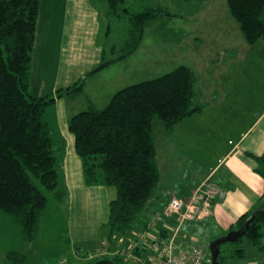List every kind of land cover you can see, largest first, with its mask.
<instances>
[{"label": "trees", "instance_id": "obj_1", "mask_svg": "<svg viewBox=\"0 0 264 264\" xmlns=\"http://www.w3.org/2000/svg\"><path fill=\"white\" fill-rule=\"evenodd\" d=\"M91 1L106 18V38L110 39L113 26L122 29L123 36L109 51L107 45L102 48L101 61L89 76L136 52L149 22L175 16L160 6L134 13L127 6L128 0ZM226 5L247 45L264 40V0H226ZM39 7V0H0V212L19 222L28 244L38 235V223L47 205L46 196L38 186L51 192L60 204L67 198L59 186V163L44 113L58 99L85 95L84 79L58 89L54 95L32 93V55ZM195 80L191 68L179 66L158 78L117 91L103 109L95 108L87 98L89 107L68 121L85 185L116 189L102 228L109 254L94 259L91 264H145L149 248L155 251L156 243L169 242L173 230L159 228L160 232L153 233L152 226L157 225H151L150 207L161 179L153 121H161L168 132L182 120L201 112L203 107L193 104ZM252 158L257 163L255 172L264 182V153ZM260 203L246 234L236 242L244 238L247 246L264 258V185ZM252 213L241 215L228 232L240 229ZM193 225L190 227L194 228ZM131 231L135 235L127 246L112 248L118 237ZM193 235L196 238L200 233L195 230ZM141 236L145 239H140ZM194 244L192 241L185 246ZM245 253V248H236L223 257L220 247L219 263L243 259ZM7 259L10 264H22L24 253L10 252Z\"/></svg>", "mask_w": 264, "mask_h": 264}, {"label": "rangeland", "instance_id": "obj_2", "mask_svg": "<svg viewBox=\"0 0 264 264\" xmlns=\"http://www.w3.org/2000/svg\"><path fill=\"white\" fill-rule=\"evenodd\" d=\"M39 1L31 81L33 82V76L35 80H42L41 91L44 96H48L54 95L52 87L54 85L53 78L58 72L56 65L60 56L59 43L66 46L65 38L63 41L61 38L64 23H67L70 33L67 38L68 45L70 44L69 47L73 48L80 40V37L73 33L79 25L76 21L78 15L84 19L86 30L95 27V20L88 13L73 15L68 9L69 15L64 21V6L61 3L60 6L56 4V1L60 0ZM91 3L93 5L92 1ZM127 6L134 13L141 12L146 7L160 6L175 16H165L149 22L136 52L89 76V72L101 61L102 48L107 45L109 51L123 36V30H116L118 26L116 29L113 26L114 31L112 30L110 39L106 38L104 33L107 25L106 18L93 5L95 14L98 15L96 25H99L96 44L94 39L93 42L99 48V58L96 62L88 64L87 70H75L77 73L84 71L80 77L87 81L84 86L85 95H80L75 99L67 96L64 101H58L47 108L44 120L49 126L51 136L56 135L54 132L56 125L64 126V134L72 136L66 126L64 116L65 114L72 116L87 109L89 107L87 98L95 108L103 109L117 91L129 85L158 78L179 66L190 67L193 70L196 77L193 104L208 108V115L217 112L216 107L219 106L220 96L225 91L223 89L230 88L231 80L235 79V85L232 86L233 88L231 87L232 92H235V88H237L240 93L261 96L264 94V52L259 49L262 45L261 41L253 46L244 42L238 24L228 13L226 0H144L143 2L128 0ZM96 29H98L97 26ZM90 56L91 53H89ZM253 60L258 64L257 69L251 63ZM228 62L230 66L228 70H225V65ZM252 79L254 80L252 81ZM258 80L262 82L256 83ZM55 87L59 86L55 85ZM190 118H186L184 123L177 124L168 132L165 131L161 121L158 119L153 121L156 156L164 176L154 194L162 189L164 196L178 197V188L185 187L187 184L191 185L193 181L196 184L199 178L207 173L209 168L207 164L214 161L219 152V148L215 146L216 141L219 142V140L213 141L212 139L218 134L195 133L197 129H194L197 127L193 125L194 121L189 123ZM200 121L203 124V120ZM191 129L192 132L194 130L193 133H190ZM55 144V154L59 157ZM71 150L74 149L71 147ZM177 154L180 156V163L178 167H174L172 160ZM188 161L193 162L188 163ZM38 187L47 199L46 208L38 223V235L34 243L24 242L19 222L12 216L3 215L10 218L7 217L5 223L0 224V264H10L7 255L10 252L18 251L24 253L22 264H91L94 259L109 254L108 249L104 246L106 238L101 229L103 208L98 205V202H95L96 205L93 204L92 208H79L78 203H75L79 190L76 192V188H74L75 198L72 203L75 212L71 214V209L67 205L62 207L51 192ZM105 188L109 191L108 199L113 200L116 196V189L114 187ZM96 200L100 202L99 198ZM108 210L107 206L106 211L108 212ZM156 214L161 215L157 220L155 219ZM162 215L172 220L174 218L165 215L164 207L159 208L151 216V225L160 221ZM102 221L105 223L106 219L103 218ZM152 227L153 233L159 232L156 227ZM201 229L203 231H200V235L196 238L190 235L188 237L186 231L181 232L177 236L178 243L176 245L185 246L193 241L196 245L203 247V251L210 258V241L215 237L225 235L228 228L221 230L211 226ZM134 235L135 233L131 231L126 236L118 237L117 243L112 248L117 249V245L127 246L128 240ZM220 247L223 257H227L236 248L246 249L243 259H237V261H231L228 264H251L254 262L261 264L264 262L262 255L256 249H250L244 238L239 242L224 243ZM156 253L153 248H149L147 258L158 255ZM227 260L230 261L228 258Z\"/></svg>", "mask_w": 264, "mask_h": 264}, {"label": "crops", "instance_id": "obj_3", "mask_svg": "<svg viewBox=\"0 0 264 264\" xmlns=\"http://www.w3.org/2000/svg\"><path fill=\"white\" fill-rule=\"evenodd\" d=\"M60 3L64 6V21L69 15L67 10L70 9V12L73 15L84 13L91 15L95 20V27H92L91 30H86L84 27V19L78 15L76 19L79 23L78 28L75 31L72 29V31L75 35L80 37V40L77 41L72 48L69 47L70 44L68 45L67 42L70 33L67 29V23H64L61 38L62 41L65 38L67 47L59 43L60 56L58 57L59 59L56 65V70H58V72L55 78L52 77L54 84L52 91H54V93L58 89L67 88L82 79L80 76L84 74V71H79V73H77L75 70H87L89 68L88 64H91L93 61L96 62L99 58V48L95 46L97 35L99 34V25H96L98 15L97 13L95 14V8L93 7L91 0L56 1V4H59V6ZM69 26L70 25L68 24V27ZM96 26L98 29H96ZM261 44V48L259 49L264 52V40H261ZM89 53H91L90 57ZM251 63L253 64V67L257 69V62L253 60ZM229 66L230 64L228 62L227 65H225V70H228ZM253 80L254 79H252V81ZM259 82L262 81L258 80L256 83ZM31 83L32 93L36 96H44L41 91L43 85L42 80H35L33 76V82L31 81ZM86 84L87 81L84 79V86ZM55 85L59 87L56 88ZM234 85L235 79L231 80L230 88L223 89L225 91L222 96H220L219 106L216 107L217 112L208 115V108H203L201 112L192 115V118L189 117V120L187 119L189 123L194 121L193 125H196L197 127L194 129H197V132L195 133L218 134V136L212 137V139L213 141H216L217 139L219 140V142L216 141L215 145L216 148H219V152L215 156V160L207 164L209 166L207 173L202 175L196 184L193 181L191 185L187 184L185 187L178 188L179 193L177 195V198L185 199L189 197L202 182L207 178H211V180L224 192V197L212 201L211 216L205 220V222H208H204V224L206 227L213 226L214 228H220L221 230L229 229L241 215L260 208V197L263 194L264 185L263 179L255 172L257 163L252 158L254 156H261L264 153V94L261 96L259 94L240 93V90L238 91L237 88H235V92H232V86ZM77 97L72 98L75 99ZM64 99L65 97L58 99L55 103L58 101H64ZM65 116L66 126H68V121L74 115L69 116L65 114ZM201 119L203 120V124H201ZM184 120L178 124L184 123ZM63 127L64 126L56 125V129H54L56 135H50L53 142L56 143L55 145L59 152V157H57L60 171L59 186L67 195L66 202L60 205L62 207L67 205L71 209V214H74L75 211L73 210L72 200L75 198L73 189L76 188V192L79 191L78 195H76L75 203H78L79 208H92L95 202H98V205L103 208V216H101V224L103 228L108 218V212L106 211L107 206L109 207L111 201L108 199L109 191L105 188L107 186L100 185L96 187H88L85 185L81 160L76 155L75 150H71V147L74 149V138L73 136L65 135ZM193 132L191 129L190 133ZM181 146L186 147L185 145ZM172 150H174V147H172ZM179 160L180 156L177 154L172 160L174 167L179 166ZM162 161L163 163L165 162L164 159ZM189 162L193 161H188V163ZM157 166L161 175L159 183H161L164 176L160 169L161 166L158 158ZM172 197L175 196H164L162 189H160L154 194L152 206L150 207L152 213L156 209L165 208L167 202ZM95 198H99L100 202ZM77 212H79V210H77ZM3 215L5 216V214L0 213V224L5 223L7 217L10 218L9 216L4 217ZM162 216L163 217L160 218V221L156 222V228L159 232V228L162 230H173L174 219L172 220L164 215ZM103 218L106 219L105 223L102 221ZM200 224L203 225V223H196L193 225L194 228L188 226L183 228L182 231H186L188 237L189 235L194 237L193 233L195 230L199 233L200 231H203ZM4 225L7 226L6 224Z\"/></svg>", "mask_w": 264, "mask_h": 264}, {"label": "built area", "instance_id": "obj_4", "mask_svg": "<svg viewBox=\"0 0 264 264\" xmlns=\"http://www.w3.org/2000/svg\"><path fill=\"white\" fill-rule=\"evenodd\" d=\"M223 197L224 192L219 186L211 178H207L189 197L170 198L165 207V215L174 217L173 232L166 247V244L161 241L156 243L155 251L158 255L149 258L145 264H210V258L205 251L195 244L181 246L175 243L177 244V236L181 234L183 228L196 223L204 224L205 220L211 216L212 201ZM159 217H161L160 214L155 215L156 220ZM140 239L144 240L145 237L141 236Z\"/></svg>", "mask_w": 264, "mask_h": 264}, {"label": "water", "instance_id": "obj_5", "mask_svg": "<svg viewBox=\"0 0 264 264\" xmlns=\"http://www.w3.org/2000/svg\"><path fill=\"white\" fill-rule=\"evenodd\" d=\"M259 209L260 208L253 211L250 218L244 223V225L240 229L230 231L225 235H222L210 242L209 244L210 264H220L219 263L220 246L224 243L236 242L239 238L243 237L246 234L249 226L251 225L252 220L255 218Z\"/></svg>", "mask_w": 264, "mask_h": 264}]
</instances>
